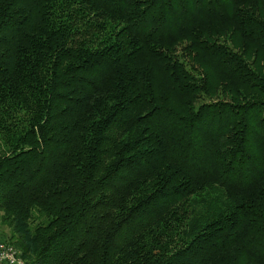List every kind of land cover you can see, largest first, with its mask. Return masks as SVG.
Here are the masks:
<instances>
[{
    "label": "trees",
    "instance_id": "16d2710c",
    "mask_svg": "<svg viewBox=\"0 0 264 264\" xmlns=\"http://www.w3.org/2000/svg\"><path fill=\"white\" fill-rule=\"evenodd\" d=\"M0 223L27 264H264V0H0Z\"/></svg>",
    "mask_w": 264,
    "mask_h": 264
},
{
    "label": "built area",
    "instance_id": "2783aa9c",
    "mask_svg": "<svg viewBox=\"0 0 264 264\" xmlns=\"http://www.w3.org/2000/svg\"><path fill=\"white\" fill-rule=\"evenodd\" d=\"M0 264H27L22 253L8 241L0 240Z\"/></svg>",
    "mask_w": 264,
    "mask_h": 264
},
{
    "label": "rangeland",
    "instance_id": "374dc122",
    "mask_svg": "<svg viewBox=\"0 0 264 264\" xmlns=\"http://www.w3.org/2000/svg\"><path fill=\"white\" fill-rule=\"evenodd\" d=\"M0 229L6 231L7 228H4L3 225H1V223H0ZM0 231H1V230H0ZM7 231H8V230H7ZM7 231H6V232H7ZM7 233H8V232H7ZM1 236H2V233L0 232V239H6L5 237H1ZM3 236H4V235H3ZM6 241H8V240H6Z\"/></svg>",
    "mask_w": 264,
    "mask_h": 264
}]
</instances>
